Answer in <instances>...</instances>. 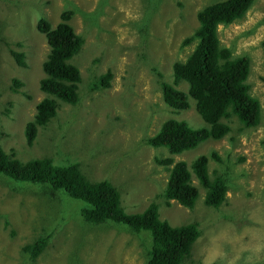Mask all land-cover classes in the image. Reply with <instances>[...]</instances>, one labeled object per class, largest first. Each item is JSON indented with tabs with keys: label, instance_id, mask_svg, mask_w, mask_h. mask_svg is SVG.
I'll use <instances>...</instances> for the list:
<instances>
[{
	"label": "rangeland",
	"instance_id": "rangeland-1",
	"mask_svg": "<svg viewBox=\"0 0 264 264\" xmlns=\"http://www.w3.org/2000/svg\"><path fill=\"white\" fill-rule=\"evenodd\" d=\"M216 1L0 0L1 144L23 162L47 156L55 164H78L91 180H110L129 213L141 212L157 199L160 217L171 225L198 222L202 234L194 244L193 262L185 264L218 259L219 264H258L264 254V0H255L243 18L218 27L223 45L251 57L248 82L261 102V123L237 131L241 124L234 117L233 132L222 139L209 137L179 154L143 141L166 117L208 126L192 98L189 109L176 111L167 105L161 81H172L174 61L185 59L194 48L195 42L182 47L181 41L198 25V10ZM66 8L74 9L71 23L85 38L71 60L83 77L80 100H58L57 116L39 128L29 145L26 125L37 103L49 96L40 88L49 45L37 21L46 16L55 26ZM10 49L23 51L27 66L18 65ZM108 69L113 72L111 86L92 91V80ZM14 78L24 81L18 91L12 88ZM178 87L188 92L186 81ZM213 150L222 161L210 157V173L230 170V189L221 209L205 204V188L195 177L200 193L193 208L176 200L166 205L157 197L169 171L156 157L191 163ZM86 206L48 183L18 180L0 171V264H71L69 244L76 247L75 264H146L153 243L150 231L136 232L111 220L91 223L82 215ZM68 231L71 235L66 236ZM41 235H49V245L32 263L22 246Z\"/></svg>",
	"mask_w": 264,
	"mask_h": 264
},
{
	"label": "trees",
	"instance_id": "trees-1",
	"mask_svg": "<svg viewBox=\"0 0 264 264\" xmlns=\"http://www.w3.org/2000/svg\"><path fill=\"white\" fill-rule=\"evenodd\" d=\"M254 2L255 0H219L198 10V25L192 34L181 41L182 47L193 42L195 46L185 59L174 61L172 81L163 80L161 86L165 103L176 111L188 109L191 107L190 98L195 100L196 110L208 126L193 127L186 120L166 117L155 134L146 135L143 139L146 144L166 147L171 155L179 154L196 147L209 137L222 139L233 132L234 117L241 124L237 131L256 127L261 123V102L251 93V84L248 82L251 57L248 54H234L231 47L221 43L218 35L219 25H229L243 18ZM73 15L74 9L66 8L61 12V20L55 26L46 16H41L37 21V29L45 34L49 45V52L42 63L45 76L40 80V88L49 96L37 103L35 116L26 125L25 133L29 145L34 143L39 128L47 127L57 116L58 100L71 104H77L80 100L79 87L83 77L80 68L71 60L81 49L85 38L72 25ZM146 19H149L148 14ZM17 45L21 46L22 43L18 42ZM10 52L18 65L27 66L23 51L10 49ZM112 77L111 69L95 76L91 90L110 87ZM182 81L188 83V92L178 87ZM13 83L15 86L12 88L18 91L24 81L14 78ZM1 137L0 131L1 172L18 180L48 183L54 190H64L71 197L87 202L82 215L91 223L111 220L123 223L136 232L150 231L153 243L147 250L146 264L193 262L191 257L194 255V244L202 234L198 222L171 225L167 219L160 217L157 199L151 201L143 211L129 213L122 205L119 188L110 180H91L78 164H55L47 156L34 157L23 162L17 158L15 150H4ZM210 157L222 161V157L215 150L210 155H198L191 163L186 160L175 161L174 156L156 157V161L166 166L169 171L167 181L157 197H163L166 205H171L172 200H176L193 208L200 193L193 180L195 177L205 188V204L221 209L230 189V170H214L210 173ZM241 159L244 157H239ZM67 235H71L69 231L66 232ZM64 241L67 242L65 239ZM48 245L49 235H41L24 244L22 250L32 263H36L37 258L45 254ZM75 249V245L69 244L66 256L71 264H75L72 260ZM262 256L258 264H264V254ZM220 260L211 264H219Z\"/></svg>",
	"mask_w": 264,
	"mask_h": 264
},
{
	"label": "clouds",
	"instance_id": "clouds-1",
	"mask_svg": "<svg viewBox=\"0 0 264 264\" xmlns=\"http://www.w3.org/2000/svg\"><path fill=\"white\" fill-rule=\"evenodd\" d=\"M48 43V42H47ZM180 85V84H179ZM165 101V100H164ZM189 109V108H188Z\"/></svg>",
	"mask_w": 264,
	"mask_h": 264
}]
</instances>
